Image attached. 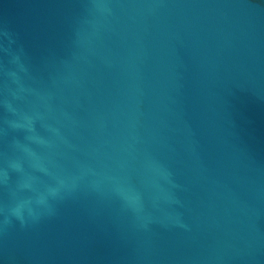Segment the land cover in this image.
<instances>
[{"label":"water","instance_id":"water-1","mask_svg":"<svg viewBox=\"0 0 264 264\" xmlns=\"http://www.w3.org/2000/svg\"><path fill=\"white\" fill-rule=\"evenodd\" d=\"M0 264H264V0H0Z\"/></svg>","mask_w":264,"mask_h":264}]
</instances>
